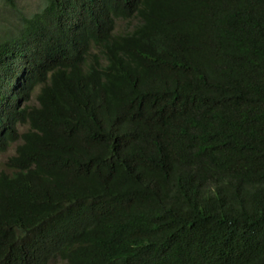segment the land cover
<instances>
[{
  "label": "trees",
  "instance_id": "trees-1",
  "mask_svg": "<svg viewBox=\"0 0 264 264\" xmlns=\"http://www.w3.org/2000/svg\"><path fill=\"white\" fill-rule=\"evenodd\" d=\"M14 15L0 264H264V0Z\"/></svg>",
  "mask_w": 264,
  "mask_h": 264
},
{
  "label": "rangeland",
  "instance_id": "rangeland-1",
  "mask_svg": "<svg viewBox=\"0 0 264 264\" xmlns=\"http://www.w3.org/2000/svg\"><path fill=\"white\" fill-rule=\"evenodd\" d=\"M15 8L18 12L13 11V8L8 4H4L0 0V23L8 25L16 21L15 13L30 15L33 12L37 11L43 4V0H14ZM13 148L11 147L8 152L4 155H0V169H2V161L4 160L5 155L12 153ZM50 264H62L60 261H54Z\"/></svg>",
  "mask_w": 264,
  "mask_h": 264
}]
</instances>
